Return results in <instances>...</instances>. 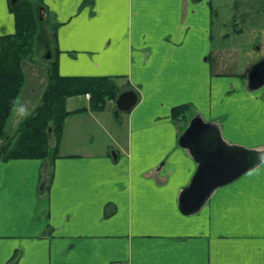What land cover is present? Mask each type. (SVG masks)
Segmentation results:
<instances>
[{
  "label": "crops",
  "instance_id": "0c3cea01",
  "mask_svg": "<svg viewBox=\"0 0 264 264\" xmlns=\"http://www.w3.org/2000/svg\"><path fill=\"white\" fill-rule=\"evenodd\" d=\"M34 1L61 75L111 77L138 99L93 111L70 97L68 110L87 108L65 118L57 157L0 159V264H264V84H247L264 57V4ZM14 30L0 0V37ZM44 84L26 76L17 112ZM180 105L187 120L173 117ZM196 116L262 157L185 213L199 162L179 138Z\"/></svg>",
  "mask_w": 264,
  "mask_h": 264
},
{
  "label": "trees",
  "instance_id": "16d2710c",
  "mask_svg": "<svg viewBox=\"0 0 264 264\" xmlns=\"http://www.w3.org/2000/svg\"><path fill=\"white\" fill-rule=\"evenodd\" d=\"M40 6L34 0H17L10 4L15 30L0 37V159L52 161L58 156L65 118L87 108L68 110L67 99L89 93L88 109L99 111L119 94L111 77L61 75L57 58L51 55L38 104L11 129L9 121L26 81L24 62L32 60L43 40V22L38 20ZM187 111V105L174 107L173 117L185 116Z\"/></svg>",
  "mask_w": 264,
  "mask_h": 264
},
{
  "label": "water",
  "instance_id": "95a60500",
  "mask_svg": "<svg viewBox=\"0 0 264 264\" xmlns=\"http://www.w3.org/2000/svg\"><path fill=\"white\" fill-rule=\"evenodd\" d=\"M10 2L14 4L16 0ZM44 18L45 9L41 6L38 9L39 22ZM247 84L250 89L264 84V57L250 67ZM137 99L138 95L133 89L122 91L115 101L117 110L129 111ZM179 143L189 147L199 162L191 183L180 196V207L185 213L198 210L215 188L234 181L256 166L262 157L259 151L227 144L221 138L218 126L203 122L199 116L191 119Z\"/></svg>",
  "mask_w": 264,
  "mask_h": 264
},
{
  "label": "rangeland",
  "instance_id": "374dc122",
  "mask_svg": "<svg viewBox=\"0 0 264 264\" xmlns=\"http://www.w3.org/2000/svg\"><path fill=\"white\" fill-rule=\"evenodd\" d=\"M215 1L218 4H221V5L230 4V7L232 5L235 6L237 4L236 2H246V1H248V2H252V1L256 2L257 1L260 4H264V0H213V2H215ZM229 11L230 10H225V13H227ZM251 16H252V14L250 15V17ZM262 17H264V14H263ZM43 32H45L44 36L46 38L48 36L50 37V32H49L48 28L46 27L45 23L43 24ZM50 41L52 42L51 39H50ZM46 54H47L46 48L44 47V45H42V43H40L39 44V49L36 52V55L32 58V60L24 62V65H23L24 66V71H25V74L27 76V83L29 85L36 84L38 86L40 84H44L45 83V72H46V68H47V64H48V58L46 57ZM77 99H79L80 103L83 102V100L80 99V97L70 99L69 100L70 101L69 107L73 106V104H76ZM16 107H17V104H16V106H15V108L13 110V114H12L11 120L9 121V126L11 127L12 130L14 129L16 124L19 122V120L24 118L31 110V109H26V110H23L21 112L20 111L17 112V108ZM186 117H187V114L185 116L182 115L180 117V119H177V120H179V121L180 120H187ZM52 138L53 137L51 136V144H53V139Z\"/></svg>",
  "mask_w": 264,
  "mask_h": 264
}]
</instances>
